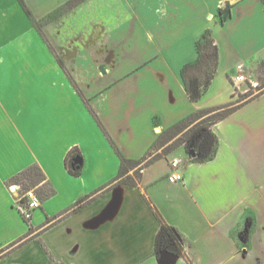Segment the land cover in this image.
I'll return each mask as SVG.
<instances>
[{"label":"crops","instance_id":"crops-1","mask_svg":"<svg viewBox=\"0 0 264 264\" xmlns=\"http://www.w3.org/2000/svg\"><path fill=\"white\" fill-rule=\"evenodd\" d=\"M23 1L47 41L21 14L13 24L19 0L0 13L6 31L24 26L0 47V113L14 142L0 146V264H161L163 224L184 250L171 264H264V92L213 126V160L194 162L184 145L156 149L166 131L207 107L218 73L234 102L237 67L254 75L264 66V0ZM207 30L219 67L193 102L182 71L198 60ZM73 149L83 156L80 176L66 167ZM150 153L162 156L137 185L109 189L121 156ZM176 159L184 179L172 184ZM33 165L54 194L28 222L11 181Z\"/></svg>","mask_w":264,"mask_h":264},{"label":"trees","instance_id":"trees-1","mask_svg":"<svg viewBox=\"0 0 264 264\" xmlns=\"http://www.w3.org/2000/svg\"><path fill=\"white\" fill-rule=\"evenodd\" d=\"M79 1L81 0H74V2ZM20 3L27 14L33 18L26 4L22 0H20ZM229 8L230 7L220 9L222 23L225 22L227 11H230ZM33 21L43 38L47 41L42 29L43 23L36 22L34 18ZM197 51L199 54L198 60L195 63L186 65L182 71L187 93L193 102H199L209 90L219 67V47L212 36L211 30H207L198 40ZM263 91L259 94H262ZM252 99L240 104H238L239 101H234L223 106L198 110L189 118L166 131L163 138L159 140L158 145H156V149L164 147L163 153H168L184 145L188 153L194 152V155L191 156L194 162L205 163L213 160L218 150V138L212 130L213 126L236 112ZM152 155L153 153H150L138 161L129 160L121 156L119 174L110 184L109 189H115L124 184L137 185L141 178L142 170L162 156V154ZM66 167L72 175H81L83 156L78 149H73L69 153L66 159ZM11 183H13V185H19L23 191L38 188L41 201L50 198L54 194V189L47 182V178L42 169L37 165H33L16 175ZM88 200L89 197L80 200L73 207V211L82 208ZM62 217H59L57 222L61 220ZM162 251H168L179 257L184 255L179 234L175 229L166 224L162 225L156 241L157 256H160Z\"/></svg>","mask_w":264,"mask_h":264},{"label":"rangeland","instance_id":"rangeland-1","mask_svg":"<svg viewBox=\"0 0 264 264\" xmlns=\"http://www.w3.org/2000/svg\"><path fill=\"white\" fill-rule=\"evenodd\" d=\"M19 3H20V0H19ZM20 5H21V3H20ZM10 8H13V4H12L11 0H0V13L1 12L5 13V11L8 9L12 10ZM22 9L23 10H20L19 12H14V14H12L10 16L11 19L13 20V24H15L18 21L17 16H19L21 14L22 17L26 18L27 20H30L33 23V25H35L33 18L36 22H38L37 16L35 18L33 16V14L31 13L33 16V18H31L27 14V12L25 11V9L23 7H22ZM35 12H36V10H35ZM5 22L6 21L3 22L2 20H0V47L4 45L3 43H1V39H4V37H13L16 34H18L24 28V26L21 25L18 28H14L13 32L6 31L5 29L8 26V24ZM38 23H42V22H38ZM211 26H212L213 30L215 28H217V31H220L218 26L214 25V23ZM16 39L21 41L22 35H20ZM226 55L227 54L225 53V58H228ZM1 66L2 65L0 64V69H1ZM254 79L256 82H258V89L254 88V87H250L249 85L245 84V85H243L241 90H239L237 92V91H235V88L232 86L233 94H234V96H236L235 102L239 101L238 104H240V103L246 102L249 99H252V98L254 99L260 95L259 93L264 90V66H261L259 69H257V71L254 74ZM223 81H224L223 74L218 73L217 84L215 85V87L213 88L212 91L207 92V107L206 108L221 106V105L227 104L233 100L232 94L230 92L224 91V82ZM0 114H1L0 115V135L2 134L0 136V143H1L0 146L3 144L4 147H2V148L5 151L8 148L7 145H9L10 149H12V145L14 144V142H12V140L9 138V136L7 134V129L5 128V122H4L5 119L3 117L5 115H8V114L6 112L0 113ZM34 190H35L36 194L39 196V190L35 189V188H34Z\"/></svg>","mask_w":264,"mask_h":264},{"label":"built area","instance_id":"built-area-1","mask_svg":"<svg viewBox=\"0 0 264 264\" xmlns=\"http://www.w3.org/2000/svg\"><path fill=\"white\" fill-rule=\"evenodd\" d=\"M231 82L235 91L241 90L243 85L247 84L250 87L258 89V82L255 81L252 73L246 72L242 65L237 67L235 75L231 78ZM172 171L168 176L169 181L172 184H177L183 181V173L181 171V161L173 160L171 163ZM14 191L18 197V209L23 215L26 221L31 222L33 219L34 212L41 208L42 203L39 196L36 194L34 189L23 191L20 186H13Z\"/></svg>","mask_w":264,"mask_h":264},{"label":"water","instance_id":"water-1","mask_svg":"<svg viewBox=\"0 0 264 264\" xmlns=\"http://www.w3.org/2000/svg\"><path fill=\"white\" fill-rule=\"evenodd\" d=\"M190 154V156H193L194 155V152H190L189 153ZM176 257L177 255H175V254H172V253H170V252H168V251H162L161 253H160V262H161V264H171V260H172V258L171 257ZM178 257V256H177Z\"/></svg>","mask_w":264,"mask_h":264}]
</instances>
